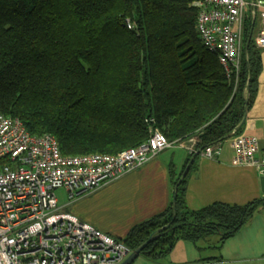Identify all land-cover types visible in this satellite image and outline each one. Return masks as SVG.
Instances as JSON below:
<instances>
[{
  "label": "trees",
  "instance_id": "1",
  "mask_svg": "<svg viewBox=\"0 0 264 264\" xmlns=\"http://www.w3.org/2000/svg\"><path fill=\"white\" fill-rule=\"evenodd\" d=\"M194 1L0 0V110L32 134L55 135L64 155L115 154L154 128L176 144L197 138V151L223 143L243 119L247 86L248 108L255 101L261 51L252 37L238 82L229 77L201 40ZM251 29L248 16L245 44ZM186 183L175 218L171 203L117 239L133 250L170 223L140 254L156 261L179 240L217 234L221 244L264 208L263 197L191 209Z\"/></svg>",
  "mask_w": 264,
  "mask_h": 264
},
{
  "label": "built area",
  "instance_id": "2",
  "mask_svg": "<svg viewBox=\"0 0 264 264\" xmlns=\"http://www.w3.org/2000/svg\"><path fill=\"white\" fill-rule=\"evenodd\" d=\"M194 5L204 46L218 55L227 75L238 82L248 16H260L255 44L264 48V0H195ZM127 26L133 27L130 20ZM230 138L234 162L255 166L264 175L260 139L235 132ZM180 143L212 159L221 154L223 145L209 144L197 151V138ZM174 144L154 128L148 139L115 154L64 155L55 135L32 134L20 118L0 110V264L122 263L132 252L128 244L65 208ZM58 189L66 191L65 204L59 202Z\"/></svg>",
  "mask_w": 264,
  "mask_h": 264
},
{
  "label": "crops",
  "instance_id": "3",
  "mask_svg": "<svg viewBox=\"0 0 264 264\" xmlns=\"http://www.w3.org/2000/svg\"><path fill=\"white\" fill-rule=\"evenodd\" d=\"M261 27L260 16H257L253 19L254 40ZM260 51L262 68L257 94L248 109L241 133L260 139L259 155H262L264 48ZM186 142L189 143V140ZM190 155L186 144H174L120 178L94 192L83 194L65 209L103 232L123 238L134 225L162 213L170 206L174 181L187 167L186 204L191 209L215 202L243 205L264 197L259 170L255 166L234 162L232 138L223 142L222 152L217 158L200 154L193 159ZM208 239L209 243L205 239L197 242L179 240L165 257L153 261L139 255L132 264H264V208L257 210L237 233L223 243L220 244L217 234Z\"/></svg>",
  "mask_w": 264,
  "mask_h": 264
},
{
  "label": "water",
  "instance_id": "4",
  "mask_svg": "<svg viewBox=\"0 0 264 264\" xmlns=\"http://www.w3.org/2000/svg\"><path fill=\"white\" fill-rule=\"evenodd\" d=\"M252 35H253V29H251L250 34H249L248 39H247L246 44H245V54L248 53L249 45H250V42L252 40ZM248 66H249V70H250L249 78H251V67H250V65H248ZM244 97H245V100H246L244 116H243V119L241 120V122L235 128L234 132H237L243 126V124L245 123L246 118H247L248 109H249L248 108V86L245 88ZM188 169L189 168L187 167L183 171L182 175L180 176V179L178 180V182L175 185L174 190H173V198H172L173 218H175V216H176L175 208H176L177 189H178V186L181 183V181L186 177ZM261 185H262V189H263V192H264V175L261 176ZM169 226H170V223H168V224H166V225L154 230L149 235V237L140 246H138L137 248L133 249L132 252L127 256V258L120 264H132L135 261V259L141 254V252L144 250V248L150 242H152L153 240L158 238L165 229L169 228Z\"/></svg>",
  "mask_w": 264,
  "mask_h": 264
},
{
  "label": "rangeland",
  "instance_id": "5",
  "mask_svg": "<svg viewBox=\"0 0 264 264\" xmlns=\"http://www.w3.org/2000/svg\"><path fill=\"white\" fill-rule=\"evenodd\" d=\"M56 193H57V195L59 196V202H60V204H65L66 202H68V197H67V194H66V191H65V189H58L57 191H56ZM215 238H217V237H215ZM208 240V242L207 243H209L210 242V239H205L204 241H207ZM203 241V242H204ZM217 243H215L214 245H216Z\"/></svg>",
  "mask_w": 264,
  "mask_h": 264
},
{
  "label": "bare ground",
  "instance_id": "6",
  "mask_svg": "<svg viewBox=\"0 0 264 264\" xmlns=\"http://www.w3.org/2000/svg\"><path fill=\"white\" fill-rule=\"evenodd\" d=\"M244 48H245V46H244Z\"/></svg>",
  "mask_w": 264,
  "mask_h": 264
}]
</instances>
